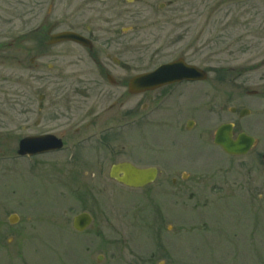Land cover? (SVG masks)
<instances>
[{"label": "flooded vegetation", "instance_id": "af4514ba", "mask_svg": "<svg viewBox=\"0 0 264 264\" xmlns=\"http://www.w3.org/2000/svg\"><path fill=\"white\" fill-rule=\"evenodd\" d=\"M159 1L156 7L155 2L148 0H0V17H38L41 11L39 16L55 18L53 23L48 20L33 32L8 28L0 38L3 39L0 41V83L6 84L2 90L5 107H0V127L5 124L8 130V139L0 137V142L13 146L14 158L36 160V169L46 164L48 158L55 157L71 176L83 170L84 176L106 177L119 187L133 191L139 195L135 207L139 213L131 219L145 226L143 233L148 239L145 242L150 239L154 244L175 236L183 237L174 234L175 211H210L211 206L229 210V201L227 204L220 200L239 202L240 193L244 200L252 199L256 175L264 177V150L257 151L264 145V80L256 88L247 89L238 83L240 75L245 74L228 77L216 69L210 82V70L202 66L206 54L201 48L198 52L188 48L174 59L162 60L165 49L161 47L156 52L161 62L152 69L141 68L144 60L135 57L140 45L133 42L138 37L132 38L139 29H127L125 22L140 17H172L171 10L167 9L171 2ZM40 31L42 36L37 33ZM64 32H73L86 40H52ZM30 33L37 35L36 41L27 36ZM197 53L199 60L194 59ZM175 60L195 65L208 76L150 89L137 84L131 89L134 77ZM207 82L211 90H207ZM207 109L218 120L213 134L209 135L201 122ZM222 125L229 126L233 142H238L240 136L254 139L248 153L229 154L215 143L216 131ZM43 137H53V147L33 155H19L22 139ZM210 142L215 155L220 156L209 159L216 173L198 171L183 160V164L177 165L182 171L176 170L179 162L175 163L178 150H174L175 146L180 150L198 147L203 151L201 157L194 158L181 151L178 155L203 162L206 144ZM123 163L139 169H154L155 177L139 188L118 183L111 172L114 166ZM239 176H247L244 186L239 189L234 181V193L221 196L217 204L202 195L208 179H214L211 186L215 189L227 191L225 180ZM238 202L234 204L236 210ZM262 207L264 200L260 211ZM247 210L252 212L254 206L248 203ZM165 211H170V222ZM87 213L92 217V225L94 214ZM218 226L220 231L216 232H226L222 221ZM176 230L180 232L181 227ZM97 237L103 243H110L109 235L97 234ZM230 241L235 242L227 240ZM97 259H105V254Z\"/></svg>", "mask_w": 264, "mask_h": 264}, {"label": "rangeland", "instance_id": "374dc122", "mask_svg": "<svg viewBox=\"0 0 264 264\" xmlns=\"http://www.w3.org/2000/svg\"><path fill=\"white\" fill-rule=\"evenodd\" d=\"M148 1L155 2L156 7L160 2ZM162 1L171 2L167 9L171 10L172 17H140L125 22L127 29H139L132 38L138 37L133 41L140 45L135 57L144 60L143 70L155 68L161 62L156 55L161 47L165 49L162 60L174 59L188 48L197 52L201 48L206 54L202 66L210 70V82L216 69L228 77L245 74L240 75L238 83L247 89L256 88L264 80V0ZM39 14L38 17L31 15L22 19L0 17V38L8 28L33 32L48 20L55 21V18L45 19ZM37 33L42 36L41 31ZM27 36L31 41L37 40V35L30 33ZM194 59L199 60V54ZM5 88L6 84L0 83V107H5L2 105L5 100L2 99L5 98L2 90ZM207 90H211L209 82ZM201 122H204L208 135L213 134L218 125L216 115L208 109ZM0 128H3L0 137L8 139L5 124ZM206 147L201 162L194 159L203 154L198 147H182L180 150L175 146L174 150L178 149L175 163L179 162L176 170L182 171L177 165L183 160L198 171L216 173L209 159L220 156L215 155L211 142ZM12 148L8 143L0 142V264H264V207L259 210L264 200L260 198L264 197L262 174L256 175L252 199L244 200L239 192V202L237 199L220 200L230 203L229 210L211 206L210 211H175V226L181 227V231L175 228L174 234L183 237L175 236L164 243L154 244L150 239L145 242L148 240L143 233L145 226L131 219L139 213L135 212L139 195L106 177L84 176L83 170L71 176L55 157L54 160L48 158L46 164L36 169V160L14 158L16 152ZM260 150H264V145L257 151ZM179 151L194 158L180 157ZM71 163L68 164L71 166ZM212 177L215 178L216 174ZM246 179L247 176L226 179L227 191L219 187L215 189L211 186L214 179H208L202 195L217 204L216 200L226 193H234V181L240 189ZM104 187L107 188L105 191ZM237 202L236 210L234 204ZM248 203L254 206L252 212L247 210ZM85 211L94 214L93 224L79 232L73 227V220ZM165 213L167 222H170V211ZM13 214L19 216L15 224L9 222ZM219 221L226 225L225 233L216 232L220 231ZM97 234L109 235L110 243L101 242ZM102 254L105 259L98 260Z\"/></svg>", "mask_w": 264, "mask_h": 264}, {"label": "water", "instance_id": "95a60500", "mask_svg": "<svg viewBox=\"0 0 264 264\" xmlns=\"http://www.w3.org/2000/svg\"><path fill=\"white\" fill-rule=\"evenodd\" d=\"M58 40H53V39ZM53 41L64 40H86L80 35L71 32H64L52 37ZM206 73L200 71L197 67L186 64L183 60L159 67L156 71L139 75L132 80V87L142 84L148 87L160 85L168 82L182 81L184 79H203ZM215 142L221 145L227 152L233 154H245L252 146L254 139L252 137L240 136L238 142H233L228 125H222L216 134ZM52 147L50 142L44 139H26L21 142L20 153H37L42 149ZM123 175H120V173ZM154 169H139L130 164L123 163L113 167L111 177L117 181L133 187H140L151 181L155 176ZM17 216H12L10 221L15 223ZM91 222V217L87 213H82L75 217L74 227L80 231L84 230Z\"/></svg>", "mask_w": 264, "mask_h": 264}]
</instances>
